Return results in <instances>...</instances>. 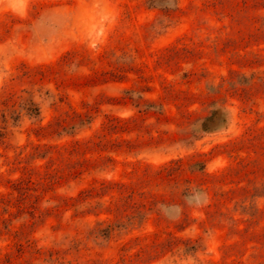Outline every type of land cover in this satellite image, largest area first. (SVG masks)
Instances as JSON below:
<instances>
[{
  "label": "rangeland",
  "instance_id": "obj_1",
  "mask_svg": "<svg viewBox=\"0 0 264 264\" xmlns=\"http://www.w3.org/2000/svg\"><path fill=\"white\" fill-rule=\"evenodd\" d=\"M0 264H264V0H0Z\"/></svg>",
  "mask_w": 264,
  "mask_h": 264
}]
</instances>
